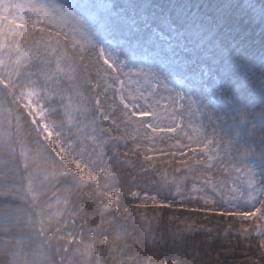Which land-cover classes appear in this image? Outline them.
I'll return each mask as SVG.
<instances>
[{
	"label": "snow or ice",
	"instance_id": "snow-or-ice-1",
	"mask_svg": "<svg viewBox=\"0 0 264 264\" xmlns=\"http://www.w3.org/2000/svg\"><path fill=\"white\" fill-rule=\"evenodd\" d=\"M80 3L128 264H264V71H230L253 45L264 69V0Z\"/></svg>",
	"mask_w": 264,
	"mask_h": 264
},
{
	"label": "trees",
	"instance_id": "trees-1",
	"mask_svg": "<svg viewBox=\"0 0 264 264\" xmlns=\"http://www.w3.org/2000/svg\"><path fill=\"white\" fill-rule=\"evenodd\" d=\"M1 4L0 264H128L136 245L124 205L119 213L106 207L114 187L103 170L110 133L95 111L80 0L42 1L64 19L62 25L34 14L32 1L21 17ZM242 55L245 62L233 65L231 72L248 76L264 71L258 45ZM25 86L36 89L69 151L98 179L69 166L42 137L17 95ZM253 140L258 144L259 132L249 141L255 147ZM255 216L253 211L241 219ZM242 250L237 249L238 259Z\"/></svg>",
	"mask_w": 264,
	"mask_h": 264
},
{
	"label": "rangeland",
	"instance_id": "rangeland-1",
	"mask_svg": "<svg viewBox=\"0 0 264 264\" xmlns=\"http://www.w3.org/2000/svg\"><path fill=\"white\" fill-rule=\"evenodd\" d=\"M31 1L34 3V5H32V9L35 10V12H33L34 14L59 25L63 24L64 19L60 18L59 20L57 15L51 13L44 4H42L43 0H0V3H2V7L8 8L11 12L14 11L18 13V17H21L23 11L31 8V6H28V3ZM17 95L31 115L32 121L40 130L42 137L51 145L52 149L69 166L89 177V173L93 171L90 170L86 163L80 161L69 151V144L64 140L62 135L58 133L55 124L48 119L46 110L41 105L36 89L32 86H25L17 90Z\"/></svg>",
	"mask_w": 264,
	"mask_h": 264
}]
</instances>
